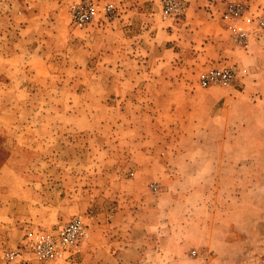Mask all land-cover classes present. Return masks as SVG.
I'll list each match as a JSON object with an SVG mask.
<instances>
[{
  "label": "rangeland",
  "instance_id": "374dc122",
  "mask_svg": "<svg viewBox=\"0 0 264 264\" xmlns=\"http://www.w3.org/2000/svg\"><path fill=\"white\" fill-rule=\"evenodd\" d=\"M110 1L115 18L78 28L74 0H0L1 168L14 177L1 181L0 264L28 229L74 217L89 230L76 254L35 264H264V0L189 13L180 0L176 18L163 0ZM234 4L252 17L246 46ZM223 64L248 74L202 87ZM27 211L35 223H20Z\"/></svg>",
  "mask_w": 264,
  "mask_h": 264
},
{
  "label": "built area",
  "instance_id": "2783aa9c",
  "mask_svg": "<svg viewBox=\"0 0 264 264\" xmlns=\"http://www.w3.org/2000/svg\"><path fill=\"white\" fill-rule=\"evenodd\" d=\"M163 14L178 17L182 12L180 0H163ZM72 22L75 27L83 28L100 17L113 19L117 8L108 0H74L71 6ZM227 17L231 19L232 34L242 46H246L248 33L239 22L252 23V17L244 14L241 4L231 5ZM264 27V17L259 21ZM248 74L246 68L235 64H223L204 72L200 78L202 87L234 86ZM89 235L88 225L81 217H74L55 230L32 231L24 234L22 244L5 258L15 264H35L37 262H58L73 257Z\"/></svg>",
  "mask_w": 264,
  "mask_h": 264
},
{
  "label": "crops",
  "instance_id": "0c3cea01",
  "mask_svg": "<svg viewBox=\"0 0 264 264\" xmlns=\"http://www.w3.org/2000/svg\"><path fill=\"white\" fill-rule=\"evenodd\" d=\"M108 1H110V0H108ZM117 1V0H116ZM117 2H119V1H117ZM135 2V4H138V1H134ZM137 2V3H136ZM141 2V1H140ZM190 2H192V3H190L189 4V9H187V11H188V13H189V11H190V9H192L193 8V0H190ZM123 5H125V4H123ZM136 9V8H135ZM258 58V57H257ZM256 58V59H257ZM256 76L259 78L260 76H262L263 78H264V69H261L260 70V72L258 73V74H256ZM254 84H255V89H256V96L254 97V99H264V82L263 81H260L259 79H257L255 82H254ZM13 172L11 171V169L9 168V167H3V168H1L0 169V188H1V185H2V183H1V181L2 180H4L5 181V183L7 184V183H10L13 179H14V177H12V176H10V174H12ZM21 182V186L19 185V200H22V201H25V200H27V198L25 199L24 197H23V195L24 194H26V192H28V190H27V188H26V186H25V183H24V181L22 180V179H19V183ZM8 185V184H7ZM9 193H11V194H14L15 195V190H13L12 192H9ZM7 196V194H3V193H0V209H1V207H2V200H3V198H5ZM7 198H8V196H7ZM9 198H13V196H10ZM28 214V211L27 212H24L23 214H21V215H19V217H18V219H19V221H20V223L22 222V221H27V222H31V224L32 223H35V221H31V219H32V217H30L29 215H27ZM2 220H3V214H1L0 213V234L1 235H4L5 234V230H6V228L8 227V226H4V225H2ZM20 225V224H19ZM61 226V225H60ZM32 227V226H31ZM59 227V226H58ZM58 227H55V228H53V229H48V230H55V229H57ZM28 230H30V229H28ZM27 230V231H28ZM48 230H38V228L37 229H34V230H32V231H48ZM26 233V232H25ZM24 233V234H25ZM1 238V237H0ZM21 239V237H19V240ZM24 239V238H23ZM23 242V241H22ZM22 242H21V244H22Z\"/></svg>",
  "mask_w": 264,
  "mask_h": 264
},
{
  "label": "trees",
  "instance_id": "16d2710c",
  "mask_svg": "<svg viewBox=\"0 0 264 264\" xmlns=\"http://www.w3.org/2000/svg\"><path fill=\"white\" fill-rule=\"evenodd\" d=\"M6 161V154L3 145L2 138L0 137V169L3 166V163Z\"/></svg>",
  "mask_w": 264,
  "mask_h": 264
}]
</instances>
